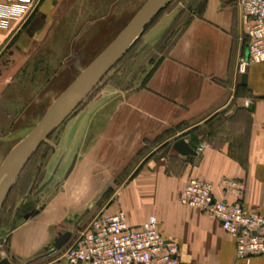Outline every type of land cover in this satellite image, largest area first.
Listing matches in <instances>:
<instances>
[{
  "label": "crops",
  "instance_id": "obj_1",
  "mask_svg": "<svg viewBox=\"0 0 264 264\" xmlns=\"http://www.w3.org/2000/svg\"><path fill=\"white\" fill-rule=\"evenodd\" d=\"M147 1L41 0L38 15L8 29L0 22V113L8 116L2 106L14 102L24 85L19 89L17 81L32 71L31 81L50 78L43 89L64 67L67 73L81 66L78 77ZM240 1L181 0L166 9L44 142L49 153L43 165L40 156L32 162L33 155L0 191V218L16 214L20 220L6 232L11 264H71L61 257L78 229L119 208L134 225L156 215L164 238L179 245L181 264H233L234 237L180 198L197 177L212 182L219 199L240 200L264 214V61L247 68L242 84L247 38ZM176 21L180 34L163 43ZM154 30L158 35L148 41ZM140 39L155 56L145 73L129 78L116 66ZM45 50L60 60L50 74L40 54ZM16 130L12 125L0 134V165L29 134ZM16 135L23 138L5 150ZM180 138L195 150L200 143L208 147L182 155L173 148ZM225 178L244 182L245 191L225 190ZM255 261L264 262V255Z\"/></svg>",
  "mask_w": 264,
  "mask_h": 264
},
{
  "label": "built area",
  "instance_id": "obj_2",
  "mask_svg": "<svg viewBox=\"0 0 264 264\" xmlns=\"http://www.w3.org/2000/svg\"><path fill=\"white\" fill-rule=\"evenodd\" d=\"M41 0H0L1 26L8 29L13 21L31 14ZM247 38L248 55L242 56L239 71L245 73L256 62L264 61V0L240 1ZM207 143H200L196 151L203 153ZM222 187L237 194L245 191L244 182L225 178ZM214 184L191 177L186 183L181 202L202 210L220 221L236 242L233 264H264L255 259L264 255V214L250 210L242 201L219 199ZM61 259L87 264H181L180 248L168 242L160 231L156 215L134 225L126 211L100 213L84 228H79L72 244Z\"/></svg>",
  "mask_w": 264,
  "mask_h": 264
},
{
  "label": "water",
  "instance_id": "obj_3",
  "mask_svg": "<svg viewBox=\"0 0 264 264\" xmlns=\"http://www.w3.org/2000/svg\"><path fill=\"white\" fill-rule=\"evenodd\" d=\"M170 1L148 0L118 36L57 97L36 126L11 149L0 165V191L6 188L13 179L15 182L19 173L40 146L80 106L82 101L97 85H99L122 55L143 34L146 27L153 22ZM246 55H248V49ZM85 82H87V86L84 90H81ZM242 84H247L246 73L242 76ZM70 99L71 101L68 103ZM57 111H59L58 114L54 116ZM173 148L182 155L197 154V151L190 145L186 138L176 140L173 143ZM3 178L4 180H2ZM12 185L9 186L5 197ZM59 247L61 245L57 246L53 251ZM0 264H11V262L7 258H4L0 261Z\"/></svg>",
  "mask_w": 264,
  "mask_h": 264
},
{
  "label": "rangeland",
  "instance_id": "obj_4",
  "mask_svg": "<svg viewBox=\"0 0 264 264\" xmlns=\"http://www.w3.org/2000/svg\"><path fill=\"white\" fill-rule=\"evenodd\" d=\"M178 0H175L171 3L169 8L167 10L173 9L177 6ZM38 8V7H37ZM37 8L33 11L35 12V15H38ZM183 20V19H182ZM181 21V20H180ZM158 33L154 30L152 31L148 36V41L151 39H155ZM142 39L136 43L128 55L122 59L120 63L116 67L122 68L124 71L127 72V75L129 78L133 76L135 73H145L146 71L142 72V69L144 70L145 67H147V63L151 58H154L155 53L154 50H152L150 47H141ZM156 48V47H155ZM39 50V49H38ZM40 51V50H39ZM39 51H36L34 56L30 59V64L33 66V63L38 59L40 54L45 55V60L47 61V71L50 74V72H53L55 66L58 65L60 60L52 58L49 56V53L47 50L43 53H39ZM78 63V62H77ZM65 65V64H64ZM72 70H67V73H64L63 68V74L57 75L49 81L45 86L46 88L43 89V84L47 77L43 75H35V80L31 81V74H28L23 77V80L17 81L20 82V85L18 86L19 89L23 85L22 91H16L15 93H19L20 95H16L13 103H9L10 101H6V103L2 106L3 110L8 113V116L0 113V134L4 133V130L10 129L13 125L16 131H18V136L27 135L35 126L36 124L41 120V118L44 116V114L47 112L50 105L57 99V97L68 87L70 83L77 77L80 71V67H74L72 66ZM58 69V68H57ZM121 69V70H122ZM29 70V69H28ZM31 70H33V67H31ZM54 75V74H53ZM51 75V77L53 76ZM49 77V75H48ZM105 78V77H104ZM50 79V78H49ZM48 79V80H49ZM47 80V81H48ZM104 80V79H103ZM102 80V81H103ZM17 84V83H16ZM100 84V83H99ZM39 86H41V89L39 90ZM71 100V99H70ZM70 100L68 102H70ZM4 102V101H2ZM25 103V104H23ZM83 103V101H82ZM28 106H22L27 105ZM27 112L22 115V109H26ZM14 113V114H12ZM10 114V115H9ZM58 114V111L54 114L56 116ZM12 119L15 121L14 124L11 123ZM22 130V131H21ZM52 135V134H51ZM50 135V136H51ZM17 135L13 137V139H10V141L6 143L5 150L10 148L13 144H15L17 141L22 139L23 137H18ZM17 193L14 194V198ZM15 199H12L14 201ZM14 218L12 219H1L0 218V261L7 257V235L6 232L16 225L20 220L17 218V215H13ZM7 220V221H6Z\"/></svg>",
  "mask_w": 264,
  "mask_h": 264
},
{
  "label": "trees",
  "instance_id": "obj_5",
  "mask_svg": "<svg viewBox=\"0 0 264 264\" xmlns=\"http://www.w3.org/2000/svg\"><path fill=\"white\" fill-rule=\"evenodd\" d=\"M173 1H175V0H173ZM173 1H171L161 12H160V14L153 20V22L149 25V26H147L146 27V29L144 30V32H146L147 30H148V28L150 27V26H152L155 22H156V20L158 19V17L166 10V9H168L169 8V6L171 5V3L173 2ZM178 1H181V0H178ZM179 21V20H178ZM178 21H176V23L171 27V29L168 31V33L165 35V37H164V40H163V43H168V42H170L171 41V39H173L174 37H176V36H178L179 34H180V32H181V30L180 29H178L177 28V26H178ZM173 37V38H172ZM134 46V45H133ZM132 46V47H133ZM132 47H131V49H132ZM130 49V50H131ZM129 50V51H130ZM48 153H49V149H48V146L47 145H45V143H43L41 146H40V148H39V150L34 154V156H33V158H32V162L33 161H38V160H36L37 158H39V156H40V161H41V164L43 165V163H44V161L47 159V157H48ZM39 162V161H38ZM41 167H43V166H41ZM40 173H41V171H40Z\"/></svg>",
  "mask_w": 264,
  "mask_h": 264
},
{
  "label": "bare ground",
  "instance_id": "obj_6",
  "mask_svg": "<svg viewBox=\"0 0 264 264\" xmlns=\"http://www.w3.org/2000/svg\"><path fill=\"white\" fill-rule=\"evenodd\" d=\"M86 86H87V82H85L83 85H82V89L81 90H84L85 88H86ZM80 90V91H81ZM71 101V100H70ZM69 103V102H68ZM59 112V111H58ZM2 180H4V178L2 179ZM5 189V188H4ZM2 195V194H1Z\"/></svg>",
  "mask_w": 264,
  "mask_h": 264
}]
</instances>
